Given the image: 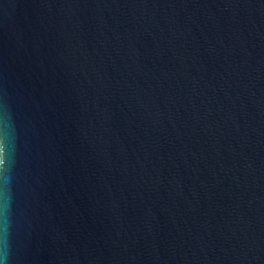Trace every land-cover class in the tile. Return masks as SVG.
<instances>
[{
    "label": "water",
    "instance_id": "95a60500",
    "mask_svg": "<svg viewBox=\"0 0 264 264\" xmlns=\"http://www.w3.org/2000/svg\"><path fill=\"white\" fill-rule=\"evenodd\" d=\"M0 264H264V0H0Z\"/></svg>",
    "mask_w": 264,
    "mask_h": 264
}]
</instances>
